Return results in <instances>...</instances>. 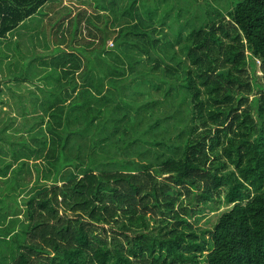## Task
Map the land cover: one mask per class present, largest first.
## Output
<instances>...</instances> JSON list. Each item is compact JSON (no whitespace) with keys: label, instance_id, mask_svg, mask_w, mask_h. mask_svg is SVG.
<instances>
[{"label":"trees","instance_id":"1","mask_svg":"<svg viewBox=\"0 0 264 264\" xmlns=\"http://www.w3.org/2000/svg\"><path fill=\"white\" fill-rule=\"evenodd\" d=\"M0 264H264V0H0Z\"/></svg>","mask_w":264,"mask_h":264},{"label":"rangeland","instance_id":"2","mask_svg":"<svg viewBox=\"0 0 264 264\" xmlns=\"http://www.w3.org/2000/svg\"><path fill=\"white\" fill-rule=\"evenodd\" d=\"M20 29H16L14 30L9 36L12 37L14 36L15 33H18ZM257 75L260 76V79H262L261 77H263V72L261 70V63L259 61H257ZM213 216V215H211Z\"/></svg>","mask_w":264,"mask_h":264}]
</instances>
